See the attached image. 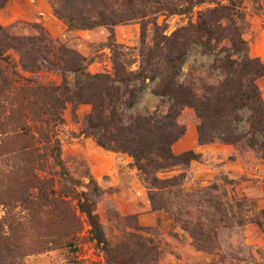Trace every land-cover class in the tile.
Segmentation results:
<instances>
[{
    "label": "rangeland",
    "instance_id": "374dc122",
    "mask_svg": "<svg viewBox=\"0 0 264 264\" xmlns=\"http://www.w3.org/2000/svg\"><path fill=\"white\" fill-rule=\"evenodd\" d=\"M212 1L190 16H168L154 4L139 20L130 18L134 10L125 0H79L73 5L79 8L71 13L87 11L90 23H107L81 30L57 18L56 10L64 12L58 0H0V35L24 44L44 37L51 50L58 49L47 55L36 52L42 45L34 46L35 53L29 47L23 54L6 48L0 58V264H113L93 240L88 219L78 208L80 198L94 204L109 247L119 258L137 264H264V133L250 127L248 111L237 118V132L244 137L239 146L200 145L197 115L183 109L177 123L185 134L172 151H193L199 159L158 173L161 181L178 177V185L162 184L153 196L133 158L105 150L85 134L90 104L67 105L64 124L54 131L72 181L61 176L47 152L31 153L37 134L29 128L41 127L39 121L31 122L38 102L35 89L66 83L74 88L78 82L63 68L64 59L80 56L86 73L113 77L114 59L119 57L126 73L135 76L142 66L141 53L154 46L156 27L169 37L196 23L200 12L219 2L227 4ZM241 10L245 20L236 26L245 46L235 52L223 42L218 50L264 64V0H243ZM181 49L186 62L178 81L201 87L220 81L213 54L189 38L182 40ZM24 64H36L34 72L24 70ZM159 73H164L160 63L154 69ZM134 81L130 88L140 89L137 78ZM159 85L160 79L148 81L133 109H122L125 123L157 109L168 111V98L154 94ZM256 86L264 106L263 77ZM256 144V149L251 147Z\"/></svg>",
    "mask_w": 264,
    "mask_h": 264
},
{
    "label": "trees",
    "instance_id": "16d2710c",
    "mask_svg": "<svg viewBox=\"0 0 264 264\" xmlns=\"http://www.w3.org/2000/svg\"><path fill=\"white\" fill-rule=\"evenodd\" d=\"M75 1L79 0L65 2L58 0L64 4V12L55 11L57 18L66 21L70 29L84 30L107 24L105 21L90 23L91 19L86 16L87 11H80L78 15L71 13L72 9L79 8L78 5L73 6ZM95 1L88 0L91 3ZM99 1L108 2V0ZM209 1L125 0V6L134 10L130 18L140 20L146 17L148 8L154 4L160 12L168 16H190L195 8ZM222 1L227 4L222 5L219 2L214 8L200 12L196 23L191 22L169 37L164 36L161 33L162 29L156 27L154 46L141 53L142 66L135 76L126 73L119 57L114 59L113 77L106 74L86 73V69L82 66L85 59L80 56L64 59L63 68L73 72L78 77V82L74 88L66 83L61 86L35 89L38 102L33 104L31 122L39 121L41 127L33 125L34 129L29 128L30 133L34 130L37 134V137H32L31 153L47 152L54 165L60 169L61 176L72 181L62 160L61 145L54 131L64 124L62 114L67 105L90 104L93 110L86 118L85 134L92 137L103 149L128 154L133 158L134 167L140 172L153 196L154 190L162 188V184H171L172 187L178 185V177L161 181L157 177L158 173L177 166H187L199 159V155L193 151L180 155H175L172 151V146L185 134L184 129L177 123L183 109L189 108L197 115L199 120L197 136L200 145L222 143L239 146L244 137L237 132V118L244 110L250 113L249 124L253 131L264 133V106L256 86L257 78H264V64L257 59H250L247 55L234 59V55H229L223 49L218 50V45L223 42H228L235 52L241 50L240 46H245V42L241 39V29L236 26V23L241 24L245 20L241 10L243 0ZM66 12H69V16L64 15ZM185 38L191 39L197 47L215 56L213 69L218 70L220 74V81L216 84L201 87L196 82L178 81L186 62V55L181 49L182 40ZM28 41L29 44H24L20 39L9 34L0 35V58L6 48L15 49L22 54L23 49L28 47L32 53H35L34 46L41 45V50L36 51L37 53L43 51L49 55L58 51V49L51 50L52 45L44 37H40L39 40L28 39ZM158 59L161 61L159 62ZM61 62L62 60H58V64ZM158 62L163 67L164 73L156 75L154 69ZM34 65L24 64V70L34 72ZM134 77L140 82V89L130 88L135 82ZM156 79H160V85L154 94L168 98L170 104L168 111L162 113L157 109L151 115L125 123L122 109L126 111L133 109L139 91L145 89L148 81L152 82ZM42 124L45 126L42 127ZM19 128L22 132L28 133V128L24 124H20ZM255 146L251 145L256 149L257 144ZM78 208L88 219L93 240L98 246H102V250L113 264H137L133 259L117 257V253L109 247L98 216L95 214V206L88 198H80Z\"/></svg>",
    "mask_w": 264,
    "mask_h": 264
}]
</instances>
